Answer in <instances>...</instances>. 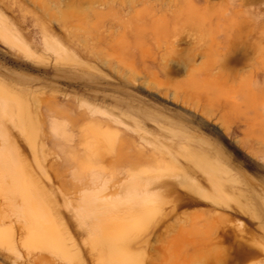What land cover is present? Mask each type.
I'll return each mask as SVG.
<instances>
[{
  "label": "rangeland",
  "instance_id": "1",
  "mask_svg": "<svg viewBox=\"0 0 264 264\" xmlns=\"http://www.w3.org/2000/svg\"><path fill=\"white\" fill-rule=\"evenodd\" d=\"M127 257L264 264V0H0V264Z\"/></svg>",
  "mask_w": 264,
  "mask_h": 264
},
{
  "label": "bare ground",
  "instance_id": "2",
  "mask_svg": "<svg viewBox=\"0 0 264 264\" xmlns=\"http://www.w3.org/2000/svg\"><path fill=\"white\" fill-rule=\"evenodd\" d=\"M8 30V29H7ZM8 33V32H7ZM13 34V33H12ZM239 36V35H238ZM241 36V35H240ZM5 37H9L7 34H5ZM19 38V37H18ZM11 39V38H10ZM245 42V41H244ZM234 43V42H233ZM238 43V42H237ZM240 43V42H239ZM238 45V44H237ZM230 47V46H229ZM233 47V45H232ZM209 160V159H208ZM36 177V176H35ZM123 191V190H122ZM148 193V191L146 192ZM136 193H134L135 195ZM138 195H140V193H137ZM144 194V193H143ZM95 197L92 199V202L96 205L97 209L99 212H101L102 214L106 215V216H112L114 218H118V219H122L125 218L128 214H131L135 211H133V207H129V205H118L116 204V206H112L113 201L108 198V197H103L101 195H99L98 192L94 193ZM144 197V196H143ZM124 199V198H123ZM126 201V200H125ZM127 202H130V200H128ZM131 203V202H130ZM132 206V205H131ZM136 208V207H135ZM105 216V217H106ZM20 226H22L21 228L23 230H26V233H29V228H31V224L29 221H25V222H21ZM26 228V229H25ZM25 232V231H24ZM134 231L130 230L128 232V234H133ZM125 237H122L121 239L125 241ZM119 239V238H118ZM117 237L115 238H110L109 243L113 244L116 240H118ZM108 240L106 242H108ZM128 260V264H137L136 260L133 259L132 257H127Z\"/></svg>",
  "mask_w": 264,
  "mask_h": 264
}]
</instances>
